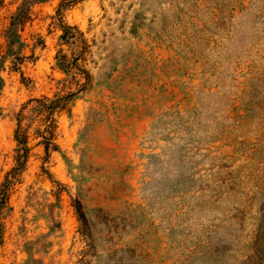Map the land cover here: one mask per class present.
Listing matches in <instances>:
<instances>
[{
	"label": "rangeland",
	"instance_id": "rangeland-1",
	"mask_svg": "<svg viewBox=\"0 0 264 264\" xmlns=\"http://www.w3.org/2000/svg\"><path fill=\"white\" fill-rule=\"evenodd\" d=\"M23 2L0 0V264H264V0L32 2L8 50Z\"/></svg>",
	"mask_w": 264,
	"mask_h": 264
},
{
	"label": "trees",
	"instance_id": "trees-1",
	"mask_svg": "<svg viewBox=\"0 0 264 264\" xmlns=\"http://www.w3.org/2000/svg\"><path fill=\"white\" fill-rule=\"evenodd\" d=\"M44 0H24L22 5L18 8L16 13L11 17L9 26L6 30V41H7V49L11 50L13 49L14 45H20V36L17 32V27L21 23V20L23 16L26 14L27 9L32 2H39ZM71 26L68 25H62L63 33L61 35V38H65L67 36L68 29H71ZM61 65V64H60ZM3 79L0 76V88L2 87ZM73 93H70L66 96H64V99H68V97L72 96ZM34 101L38 102L39 104H42V101L39 99H34ZM55 100H50V108L49 112L53 111L54 108L57 107ZM15 139L17 141V167L15 168H22L24 165L26 159H27V153H28V146H27V134L26 132H22L20 129V125L18 123V127L15 130Z\"/></svg>",
	"mask_w": 264,
	"mask_h": 264
}]
</instances>
